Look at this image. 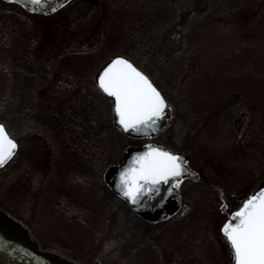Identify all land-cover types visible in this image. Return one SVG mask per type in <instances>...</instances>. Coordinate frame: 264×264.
Instances as JSON below:
<instances>
[{
  "label": "trees",
  "instance_id": "1",
  "mask_svg": "<svg viewBox=\"0 0 264 264\" xmlns=\"http://www.w3.org/2000/svg\"><path fill=\"white\" fill-rule=\"evenodd\" d=\"M76 1L43 15L0 0V73L7 87L0 97V121L13 137L18 139L16 131L45 140L51 137L50 152L62 155L67 175L82 181L84 174L99 169L102 177L111 164L114 135L109 127L115 125L110 98L93 86L92 77L109 55L123 54L151 78L184 123L197 130L210 112L213 85L224 87L230 77L226 91L249 101L254 114L246 128L249 149L263 150L264 47H257V63L245 57V51L253 48L248 44H241L233 53L223 48L211 53L205 49L211 37L227 35L229 18L243 22L246 29L264 26V0H94L98 20L104 22L101 40L93 47L71 50L52 43L43 55L49 19ZM213 24L218 27L215 36L207 34ZM71 100L77 113L99 123L96 134L62 109ZM253 138L259 139L255 148ZM72 177L65 176L66 182ZM100 202L99 207L93 195L87 197L89 211L85 217L81 214L87 229L96 226V239L108 223L106 204L102 198ZM215 207L198 204L175 217L153 222L136 215L139 228L134 227V239L113 264H229L228 243L213 227ZM94 210L95 216L89 218ZM84 242L82 238L78 246L69 247L54 241L51 246L78 264H89L84 255L75 252L83 249ZM44 246L46 243L42 245L46 249Z\"/></svg>",
  "mask_w": 264,
  "mask_h": 264
},
{
  "label": "rangeland",
  "instance_id": "2",
  "mask_svg": "<svg viewBox=\"0 0 264 264\" xmlns=\"http://www.w3.org/2000/svg\"><path fill=\"white\" fill-rule=\"evenodd\" d=\"M96 4L94 0H77L64 12L54 14L47 23L49 36L41 47L43 55L53 47L50 45L52 43L61 50L95 46L104 32V22L103 19L98 20L100 13L96 12ZM228 21L230 29L227 35H216L218 27L215 24L207 30V34L216 37L207 40L210 42H207L205 51L211 53L223 48L224 52L233 53L241 44H248L253 48L245 51V57L257 63V47L259 44L264 47V26L259 24L257 30H252L250 27L246 29L244 23L235 17ZM174 35L177 41V33ZM110 57L112 55L107 59ZM100 65L93 73L94 87H97L95 73ZM253 74L262 76L259 71ZM229 79L224 87L213 85L209 99L212 104L210 112L205 113L203 126L198 130L185 124L175 110L167 126L150 140L130 137L116 126L109 127L114 135L110 143L111 164L117 163L129 146L146 142H155L188 154L190 165L203 179H186L181 183V208L178 213L198 204L216 206L212 222L215 231H219L222 236L220 229L229 214L264 182V144L263 150H250V141L246 136L247 125L254 118L251 103L228 94L226 89L231 86ZM6 89L4 75L0 73V97ZM62 109L83 125L93 128L95 134L100 128L97 121L93 122L96 119L90 120V117L77 113L72 100L64 103ZM15 136L19 139L18 151L14 158L0 168V208L27 226L32 237L40 246L46 243L44 247L48 250L60 252L51 246L54 241L74 247L83 238V249L79 248L75 252L84 255L89 264H113L119 260L126 246L134 239V227L138 229L139 224L130 206L108 187L104 178L102 180L106 168L102 177L99 169H93L87 176L84 174L82 181L77 180L75 175L72 177L66 174L62 155L58 152L50 153V147L43 136L27 132L22 134L21 131H16ZM251 142L255 148L259 139L253 138ZM65 176L72 177L71 181L66 182ZM91 195L99 207V199H103L108 216L104 234L98 236V239L93 231L96 226L89 230L81 220V214L85 217L86 210L89 211L85 202ZM95 214L96 210L94 214H89V218ZM67 258L71 259L70 256Z\"/></svg>",
  "mask_w": 264,
  "mask_h": 264
},
{
  "label": "snow or ice",
  "instance_id": "3",
  "mask_svg": "<svg viewBox=\"0 0 264 264\" xmlns=\"http://www.w3.org/2000/svg\"><path fill=\"white\" fill-rule=\"evenodd\" d=\"M30 2L47 4V0ZM61 2L67 3V0ZM96 85L110 98L115 120L125 132L150 135L170 108L149 76L124 55H115L106 63L96 75ZM16 147V140L0 123V165L11 158ZM186 164L179 153L148 144L122 168L117 187L121 195L139 204L141 197L156 195L161 183L173 185L169 193L179 188L181 180L191 173ZM220 230L229 246L231 264H264V187L248 195L229 214Z\"/></svg>",
  "mask_w": 264,
  "mask_h": 264
},
{
  "label": "water",
  "instance_id": "4",
  "mask_svg": "<svg viewBox=\"0 0 264 264\" xmlns=\"http://www.w3.org/2000/svg\"><path fill=\"white\" fill-rule=\"evenodd\" d=\"M8 1H14L16 3H19L28 11L39 14L52 13L53 12L51 10L52 7L58 9L66 4V3H62L61 0H47V4H42V5L32 4L30 0H19V2L18 0H8ZM69 1L71 0H67V3ZM116 55H122V54H116ZM114 56L115 55H113L112 57ZM112 57L106 60L96 71L95 81L98 72L102 70V68L106 65L107 62L111 60ZM127 58L130 59L129 57ZM141 71L143 70L141 69ZM163 96L165 97L167 103L170 105V108L167 109L166 116L160 121L157 130L152 132L150 135L137 134L135 132H132L131 130H129L128 132L123 131L116 122L114 113H113V123L122 133L127 135L136 136V137H151L155 135L160 129H162L168 123V121L172 117V109H173L172 104L168 101L167 97L164 94ZM148 144L163 146L168 150L179 153L183 157V159L187 161L186 167L191 170V173L195 174V175H192L191 173L186 174L184 178L190 177L196 180H200L202 179V175L197 171L193 170L188 165L187 155L182 151L172 150L164 145H160L156 143H147L144 145L129 146L128 148H126L125 151L123 152L121 159L117 163L110 165L106 169L104 173V180L107 183V185L119 197H121L128 203V205L131 207L134 213L140 215L141 217L147 220L153 221V220H157L162 216H168L177 210V208L180 205L178 188H174V190L171 193H169L168 189L173 188V185L170 183L169 184L161 183L160 190L156 195L152 197H147V196L141 197L139 204H133L130 200H128L123 195H121L120 189L117 187V185L119 184V174L122 168L130 162L132 157L137 152L144 151L145 146ZM17 148H18V144L15 149V152ZM13 155L11 156V158L13 157ZM11 158H9L3 165H0V168L3 167ZM261 187H264V182H262L253 192L258 191V189ZM0 264H77V263L55 251L40 248L38 242L32 238L27 227H25L20 221L16 220L11 215L7 214L2 209H0Z\"/></svg>",
  "mask_w": 264,
  "mask_h": 264
},
{
  "label": "flooded vegetation",
  "instance_id": "5",
  "mask_svg": "<svg viewBox=\"0 0 264 264\" xmlns=\"http://www.w3.org/2000/svg\"><path fill=\"white\" fill-rule=\"evenodd\" d=\"M1 122V121H0ZM15 138V137H14ZM15 140L17 141V144H18V148H19V142H18V140L19 139H16L15 138ZM46 141H47V143H48V145H49V147H50V150H51V147H52V144H51V137H50V139H46ZM17 151H18V149H17ZM17 153V152H16ZM51 153V152H50ZM16 155V154H15ZM15 155H14V157H15ZM13 157V158H14ZM188 159H189V157H188ZM193 168V167H192ZM186 179H189V178H185L184 180H186ZM183 180V181H184ZM182 181V182H183ZM179 212V210H177L174 214H172V215H170L168 218H170V217H175V216H177V215H179L180 213H178Z\"/></svg>",
  "mask_w": 264,
  "mask_h": 264
}]
</instances>
